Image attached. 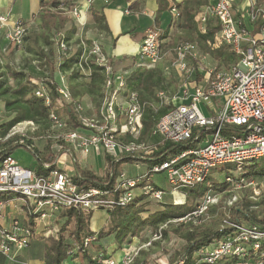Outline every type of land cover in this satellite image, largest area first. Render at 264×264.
<instances>
[{"label": "built area", "instance_id": "obj_1", "mask_svg": "<svg viewBox=\"0 0 264 264\" xmlns=\"http://www.w3.org/2000/svg\"><path fill=\"white\" fill-rule=\"evenodd\" d=\"M102 1L105 4L109 2ZM93 2L94 0H74L67 9V14L78 26L84 25L83 13L90 9ZM234 2L235 0H211L197 15V19L204 23L208 18H216L220 23V30L214 46L230 45L239 59L226 70H217L215 66L205 70L200 68L203 71L202 79L198 82L186 81L192 86L187 88L183 85L179 92L171 96V109L158 120L153 131V134L173 143L191 139L195 130L208 131L202 136L209 134L207 142H199L194 147L173 154L134 178L120 173L117 187L121 193L116 199L109 197L107 191L100 188L81 189L66 169L58 167L50 170L47 175H36L32 169L21 166L11 154L5 155L0 161V192L24 198L29 204L33 225H22L18 220H13L10 229H1L0 254L15 260L17 253L28 247L33 237L31 228L40 221H48L60 209L73 208L90 212L128 203L133 198L135 184L141 179H145L141 190L153 199L160 200L163 191L147 183L151 172L165 171L166 180L173 189H186L203 181L217 166L232 165L241 169L245 162L264 157V25L256 34L251 33V22L259 12L264 13V8L252 6L246 16L248 23H245L242 18H234ZM171 14H177L174 8L171 9ZM10 17L8 12L0 13V38L7 45L18 47L22 45L29 25L21 20L13 21ZM158 36L155 27L145 31L136 55L138 67L154 68L162 60ZM69 43L61 39L57 43L58 50L66 55L72 53L73 46ZM82 47L80 61L85 62L91 58L104 66L103 98L96 117L84 113L82 102L73 101L63 75H60L55 87L54 98L44 84H39L34 89L35 96L50 107L49 119L52 127L59 131L53 137L60 138L68 146L65 152L57 156L56 164H63L64 156L72 150L79 151L83 157L90 152H103L116 160L120 153L137 154L147 149L144 143L123 142L118 138V135L134 138L139 135L143 104L138 101L137 91L127 86L124 72L109 64V59L102 53L97 41H91L87 46L82 44ZM174 51V60L165 69L170 67L181 76L186 75V79L191 78L194 67L189 65V60L196 57L197 45L181 42L175 46ZM79 67L82 68L81 64ZM176 96L179 97L178 101H175ZM158 97H163V94L158 93ZM200 103L205 105L207 114L201 110ZM70 105L77 121L82 125L79 129L65 130L66 118L58 112ZM25 124V121L16 124L13 133L24 135ZM72 160L75 161L73 155ZM48 166L43 164L45 168ZM225 179L231 181L229 176ZM260 194V190L254 191L255 196ZM255 196L252 198L255 199ZM213 201L214 196L205 195L193 214H201ZM225 222L234 227L235 234L199 249L197 254L202 256V260L206 264H213L223 257H234L237 259L234 264H246L241 263L240 259L251 252H259L256 264H263L264 226L234 223L228 219ZM159 237L158 231L152 240ZM89 241L87 238L86 242ZM150 244L151 240L141 246L132 245L118 262L113 259L104 260L103 255L97 257V262L134 264L141 248ZM73 264L84 263L75 258Z\"/></svg>", "mask_w": 264, "mask_h": 264}, {"label": "trees", "instance_id": "obj_2", "mask_svg": "<svg viewBox=\"0 0 264 264\" xmlns=\"http://www.w3.org/2000/svg\"><path fill=\"white\" fill-rule=\"evenodd\" d=\"M110 1L111 0H109V2ZM210 1L211 0H182L180 2H173L169 7L168 0H158V10L155 15V23L158 22L159 13L167 10L171 13V9L174 8L177 14L174 16L172 15V21L175 22L184 32L189 34L199 44L201 50L205 54H208L214 61H216L217 67L226 66V68H228L234 64L239 57L228 44H221L217 47L214 46L215 38L220 30V23L214 17L208 18L204 23H200L197 19V15L204 10V7L208 5ZM261 1L264 2V0ZM109 2L107 4H109ZM43 4L44 0H41V10H43ZM71 4L65 0H52L50 6L68 9ZM130 6L131 4L129 5V9L131 8ZM41 10L39 16H43V13L45 14L46 12V15L51 17L49 12L47 13V11L44 12ZM93 18L97 29L106 30L107 27L103 23L101 15L98 16L97 14H93ZM70 19H72V22L69 29V35L62 36L61 39L70 43H75L69 39L77 32L78 24L71 16ZM66 20V18H59L56 16L51 20V24L62 28ZM263 25L264 13L259 12L256 18L251 22V33L256 34L258 29ZM86 42L90 43L91 41ZM81 55L82 47L79 46L75 51L68 54L58 63L57 69L52 67V69H50V76L42 79L39 83L31 82V79H27L22 72L17 71H11L9 73L10 76L16 80L15 88L9 89V87L4 85V81L0 79V98L4 100L7 111L12 113L11 118L0 123V161L5 155H12L13 151L18 146H25L32 150L37 158L38 164L32 169L35 171L36 175H47L50 170L58 168L55 160L58 155L65 152L66 148H68L67 145L63 144V141L60 138L52 136L51 140L46 141L43 152L38 154L32 146V142L25 140V135L18 134L16 137H10L7 135L16 124L24 121L33 122L38 130L37 132L49 130L50 125L52 126L49 119L50 107L45 105L42 99L35 96L34 89L37 85L44 84L49 89L52 98H54L55 87L59 83L60 75L64 76L73 101H79L83 104L82 98L84 96L89 98L93 103L97 100L96 108L99 111L102 104L103 85L105 81L104 66L97 64L91 58L82 62L80 61ZM190 63L191 62H189V64ZM79 64H81L82 68L79 67ZM109 64L112 65L111 59H109ZM192 64L195 68V62H192ZM217 67L216 69L219 70ZM57 70L58 74L57 77H55ZM68 72L71 73L69 76L74 78L80 76L88 78L89 83L78 91H75L69 82L70 80H68ZM194 75L196 76L197 81L202 77L197 68ZM1 76L2 75H0V77ZM126 84L129 88L137 91L138 101L143 104L141 120L142 127L136 138L124 135L121 136V140L123 142L134 141L137 143H144L149 141L153 143L150 146L147 145V149L142 150L137 154L120 153L116 160L109 154L104 153V160L107 166L103 177L89 167H82L77 163L74 165L71 172L67 171L72 180L77 183L81 189H89L93 187L100 188L106 190L108 196L113 199H116L121 193V190L117 187L116 181L117 174L118 176L120 174L118 173V168L121 162H131L138 165L143 164L147 171L153 164L159 163L167 157L187 148L196 146L197 143H199L200 138L204 135V132H208L203 130L199 132L195 130L194 137L180 143L163 140L159 136L153 134L154 127L158 120L172 107L170 100L171 96L177 93L179 89L178 87L180 85L177 82L174 73L165 74L163 67H159V65H156L154 68H142L138 67L136 63H133L131 70L126 75ZM158 93H162L163 97H158ZM58 112L66 118L65 130L81 128L82 125L77 121L76 114L71 105ZM43 164L49 166L45 168L43 167ZM255 176L264 178V157L250 165L249 171L242 174L236 181L232 179L231 181H227L225 179L223 183L208 189L201 187V184L205 182L208 177L203 181L195 183L193 186L189 187L191 190L186 195V200H192V203H194L188 207L184 205L185 203H172L165 205L161 209H156L155 211L150 212L144 208V202H146L145 199L148 195L141 190V187L145 184V179H141L135 184L133 188V198L128 203L124 205H113L111 208L106 209L109 214L108 226L101 228L98 231H92L89 228V221L93 211L86 212L73 208L60 209L51 216V220L52 218L54 219L57 228L54 234L46 235L44 239L43 264H62L68 257H70L72 261L77 258L84 264H98L97 257L103 255V253L100 249L92 254L88 252L89 246L93 242L113 235L117 240L116 248H119L126 237H129L128 241L130 242L132 238L137 236L145 227L157 230L160 226L167 224L174 218L191 214L197 209L195 208V203H197L198 199L201 197L204 198L207 194H214L212 190L220 192L226 190L230 184L234 185L236 183L241 185L244 178L246 180ZM151 185L156 188L154 184ZM195 187L197 188L194 190ZM135 188L140 190L135 193ZM0 194L10 193L0 192ZM250 202L251 205L247 208H242L241 206L232 207L228 214H223L221 227H201L197 229L195 234L187 236L185 243L181 246L178 256L175 260H171L167 264H206L202 260V256L197 254L198 250L204 246L215 244L217 241L226 238L227 236L235 234L234 227L226 224L225 220L227 219L234 223H244L248 225L255 224L260 227L264 226V207L260 211L256 210L258 204L254 201ZM143 212L148 213V215L142 217L141 213ZM28 224L33 225L31 215L29 214ZM31 229L34 231V228ZM87 238L90 239L89 242H86ZM31 240L32 238L30 239L29 244ZM262 249H264V244L262 245ZM240 260L241 263L256 264L257 260H259V252H251ZM235 262H237V259L234 257H223L213 264H234Z\"/></svg>", "mask_w": 264, "mask_h": 264}, {"label": "rangeland", "instance_id": "obj_3", "mask_svg": "<svg viewBox=\"0 0 264 264\" xmlns=\"http://www.w3.org/2000/svg\"><path fill=\"white\" fill-rule=\"evenodd\" d=\"M51 1L52 0H44L43 10H41V0H8L6 7L2 9L3 12L10 13V18L13 21L21 20L25 22V24L29 25L28 31L21 46L16 47L11 44L7 45L0 38V75H2L0 79L4 81V85L9 87V89L15 88L16 86V80L13 79L9 74L11 71L22 72L27 79H31V82L39 83L42 81V79L50 76V69H52V67L57 69L58 63L67 56L65 53H62L58 50L57 42L62 38V36L64 37L69 35V29L71 27L72 19H70V16L66 13L67 9L50 6ZM65 1L71 4L74 0ZM246 1H250L247 7V11H240V14L248 13L252 6H258L259 0H245V2ZM261 6L264 8L263 3ZM40 10L44 12L47 11V13L49 12L51 17H48L46 15V12L45 14L43 13V16H39ZM232 13L233 15H236L234 11H232ZM56 16H58L59 18L67 19L64 22L62 28L51 24V20H53V18ZM235 17L239 18V15ZM136 18L137 15L133 13L129 17L125 16V21H133ZM138 18L140 19L141 16H139ZM147 23L150 24V21H141V23H139L140 25L138 26L135 35H130V37L120 35L119 40H117V42L115 39H113L110 34L108 35V39H106L105 37H97L88 41H97L102 48V53L108 59H111L114 54V46H112L113 43L116 42L117 45H122L124 39H129V41H138L142 35V28H144L145 24ZM78 29L77 32L81 30ZM158 34L160 35L158 40L162 53V61L161 64H159V67H163L165 74H175L177 82L180 85L178 87V92L180 91L181 86L183 85H186L187 88L192 86V84L185 83L186 81L193 82L195 80L196 82H198L194 73L191 78H188L190 80H188L185 78L186 75L181 76L170 67L167 70L164 68L170 65V63L174 60V48L178 43L190 41L197 45L198 51L196 57L190 58L191 63L189 65L191 67L194 66L192 62H198L200 68L203 70L208 67H217L216 61H214L208 54H205L201 50L199 44L186 32H173L170 35L166 36H164L161 32H159ZM84 36L85 34L81 35L80 38H76L77 42L75 40L72 41L75 43H69L73 46V51L77 49V47L75 46L76 43H79L81 47L82 44L86 46L87 44H89L86 42ZM72 38L73 36L70 37L69 40H72ZM203 54H205L204 57ZM198 56L201 57V61L196 60L198 59ZM126 58L127 60H131V57ZM196 67L195 69L193 68L194 72L196 70ZM217 68H219V70L227 69L226 66ZM55 74V77H57L58 70ZM70 74V72L67 73V76L69 77L68 80H70L69 82L71 86L75 89V91H78L89 83V79L84 76L74 78L69 76ZM201 79L202 77L199 79V81ZM179 95L180 94H177V96ZM177 96L175 98V101L179 100V97ZM82 101L84 105L85 114L88 116L96 117L98 114V109L96 108L97 100L95 103H93L89 98L84 96L82 98ZM213 105L216 106V104L214 103ZM199 106L201 110L207 114V109L205 105L203 103H200ZM11 117L12 113L7 111L4 100L0 98V123L7 121ZM25 122H27V124L24 125L23 132L25 135V140H29L33 143L36 152L42 149V147L46 144L47 140H51L52 136L59 133V131H56L51 125L49 130L37 132L38 130L36 129V126L33 122ZM13 130L14 129L12 128L9 132L10 137H16L18 135V133L16 132L13 133ZM208 137L209 134L205 135L204 137H201L199 142L201 144H205L208 140ZM118 138L121 139V135H118ZM152 143L153 142L149 141L144 142L145 145L149 146ZM92 154L94 155V153L91 152L88 154V157L91 158V163L95 167H98V164H100L99 166L101 167L103 165V173L101 174V176L103 177L105 175L107 166L105 164V160H103L102 156L93 157ZM12 156L17 160V162L21 166L25 168L34 169L38 164L34 152L25 146H18L17 148H15L12 153ZM67 160L68 164H73L71 155L68 156ZM257 161L259 160L245 162L244 166L241 169H237L232 165L217 166L216 168L211 170L206 181L201 184V187L208 189L220 183H223L225 181L226 176H229L232 180L236 181L242 174L249 171L250 165L254 164ZM59 164V166H61V163ZM138 167H140V165ZM119 172H126L129 175H136L137 173H144L146 172V170L145 166H141L139 169L136 170L134 168L133 163L121 162L118 168V173ZM139 175L140 174H138V176ZM117 180L118 174L116 176V181ZM147 183L154 184L156 188L163 191V196L160 200H155L151 196H147V198L145 199L146 202H144V208L148 212L155 211L156 209H161L165 205L172 203H185L184 205H186V207L191 204H194L192 203V200H186V195L191 190V188L173 189L166 180L165 171L149 173ZM235 184L228 185L226 190L220 192L217 190H212L214 193L212 194L214 196V201L209 203L207 208L201 214L194 215L192 212L187 217L174 218L167 224H164L162 225V227H159V229L157 230H153L150 227H145L140 231L137 236L133 237L130 242L128 241L129 237H126L119 248H116V238L113 235L107 236L103 239L93 242L89 246L88 252L92 254L95 253L98 249H100L103 253L104 260L113 259L114 261L118 262L122 254L126 250L131 248L132 245L141 246L143 243H146L147 241L151 240V244L149 246L141 248L139 254L134 260V264H167L171 260H175V258L178 256L181 246L185 243V239L187 236L195 234L197 229L201 227H221V220L223 218V214H228L231 211L232 207L241 206L242 208H247L251 205L250 201H254L258 204V206H256V210L260 211L264 207V178L260 176H255L246 180L244 178V181L241 185ZM196 188L197 187H195L194 190ZM138 190L140 189L135 188L134 192L137 193ZM255 190H260L261 194L255 196ZM254 196L255 199L252 198ZM202 201L203 197L199 198L197 203H195V208H198V206L201 205ZM93 213L89 221L90 230L98 231L99 229L108 226L109 214L106 210H96ZM146 215H148V213H141L142 217H146ZM158 231L160 232V237L158 239L152 240L154 234ZM30 247H34L35 249L38 248L36 244H30ZM6 259V264H12V262L14 263V260H11L8 257H6ZM62 264H73V261L70 257H68L63 261Z\"/></svg>", "mask_w": 264, "mask_h": 264}, {"label": "crops", "instance_id": "obj_4", "mask_svg": "<svg viewBox=\"0 0 264 264\" xmlns=\"http://www.w3.org/2000/svg\"><path fill=\"white\" fill-rule=\"evenodd\" d=\"M8 0H0V13H3L2 9L6 7ZM182 0H168L169 7L173 4V2H180ZM250 2V1H249ZM248 1L245 2V0H235L233 3L232 11L238 16L235 17L237 19H241L248 23V20L246 19L247 13L240 14V11H247V7L249 4ZM255 3V2H254ZM263 1H258L257 7H262ZM131 4V8L129 9V5ZM203 9V8H202ZM158 10V0H111L109 4L105 5L102 0H94L93 5L91 6V9L83 13L82 20L84 21V25H79L80 31L76 32L73 35V38L71 41L75 40L76 38H80L81 35L85 34L84 38L86 41L90 39H94L97 37H105L108 39V35L110 34L113 39L119 40V36H129L135 35L138 26L140 25L141 21L148 20L150 21V24H145L144 28H142V35L138 41H129V39H124L122 45H117L116 42L113 43V57L112 65L114 69L116 70H122L126 75L131 70V66L133 63H136V55L140 48L142 38L144 36V33L147 29L155 27L158 32H161L164 36L170 35L171 33H177L179 31H183L181 28L177 26L175 22L172 21V14L167 10L165 12L159 13L158 22L155 23V15L157 14ZM136 14L137 18L133 21H125V16L129 17L132 14ZM93 14H97L98 16L101 15L103 18V23L106 25V30H99L97 29V26L94 22ZM233 14V13H232ZM141 16L139 19L138 17ZM78 29V30H79ZM100 31V32H98ZM80 33V34H79ZM205 54H203L204 57ZM200 56V55H199ZM197 57L198 61H201V57ZM126 57H131V60H127ZM162 61V60H161ZM161 61L158 63L161 64ZM190 62V61H189ZM196 68L200 70V65L198 62H195ZM198 64V65H197ZM165 68V67H164ZM195 69V68H194ZM201 73V72H200ZM203 74V71L201 75ZM32 146L35 149V146L32 143ZM45 145L40 149L37 153L41 154L44 150ZM54 150V149H53ZM103 153V152H102ZM72 155L75 157V161H73V164H68V156ZM93 155V154H92ZM102 156L104 160V153L103 154H94L93 157H100ZM91 158L83 157L79 151L72 150L69 154L64 156V163L57 164V166L61 169H66L68 172H71L74 168V165L77 163L82 167H91L90 169L94 172L101 175L103 172V165L102 167L99 166L95 167L91 163ZM91 166H90V165ZM134 164V168L137 170L141 166H144L143 164L139 165L136 163ZM122 171V170H120ZM120 173V172H119ZM126 173V172H125ZM127 174V173H126ZM136 175H129L127 174L128 178H134L138 176ZM0 231L1 229H10L11 223L13 220H18L19 223L22 225H28V214H29V204L26 202V200L22 197L16 196L15 194H0ZM98 211V210H97ZM94 212V211H93ZM94 214V213H93ZM54 219L51 218L48 221H40L36 224L34 227V233L32 240L30 244H36L38 248L30 247V244L25 249L21 250L17 253V257L14 260V263L12 264H43L44 259V239L46 235H52L55 233V230L57 228V224L54 223ZM101 225V224H100ZM1 236V235H0ZM115 250V249H114ZM6 257L2 254H0V264H6Z\"/></svg>", "mask_w": 264, "mask_h": 264}]
</instances>
